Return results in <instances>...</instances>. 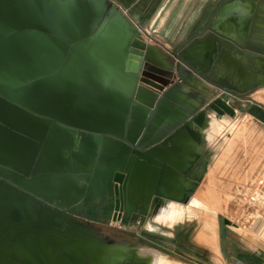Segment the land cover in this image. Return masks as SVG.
Here are the masks:
<instances>
[{
    "label": "water",
    "instance_id": "95a60500",
    "mask_svg": "<svg viewBox=\"0 0 264 264\" xmlns=\"http://www.w3.org/2000/svg\"><path fill=\"white\" fill-rule=\"evenodd\" d=\"M120 4L0 0V264H137L82 219L144 227L158 200L188 204L210 115L238 113L184 98L206 77L192 48L168 60Z\"/></svg>",
    "mask_w": 264,
    "mask_h": 264
},
{
    "label": "crops",
    "instance_id": "0c3cea01",
    "mask_svg": "<svg viewBox=\"0 0 264 264\" xmlns=\"http://www.w3.org/2000/svg\"><path fill=\"white\" fill-rule=\"evenodd\" d=\"M119 1L122 10L147 32L151 43L168 60L192 48L189 62L206 73V77L194 74L185 87L184 98L203 105L226 93L234 104L241 102L245 114L250 115V108L245 110V105L257 102L252 96L264 92V0ZM258 107L264 112V108ZM207 147L204 160L208 156ZM178 206L170 202L160 207L166 225L172 227L180 217L181 213L176 212ZM102 228L104 234L122 246L155 252L172 264H264V242L249 234L220 235V253L203 246L206 244L200 243L199 234L194 239L185 237L194 248L178 253L181 237L175 234L167 236L169 245L159 242L153 249L113 238L107 233L109 227ZM134 240L145 241L141 236H135Z\"/></svg>",
    "mask_w": 264,
    "mask_h": 264
},
{
    "label": "rangeland",
    "instance_id": "374dc122",
    "mask_svg": "<svg viewBox=\"0 0 264 264\" xmlns=\"http://www.w3.org/2000/svg\"><path fill=\"white\" fill-rule=\"evenodd\" d=\"M145 33L147 34V32ZM252 100H256L258 103L253 102V104L244 107L245 110L250 108L249 114L252 117L245 114L242 103L238 101H235L238 110L235 118L220 116L217 113L210 115L212 117L205 129L208 146V156L205 160L207 173L199 183L192 198L196 197L198 192L209 189L206 186L209 184L208 175L211 171L215 172L213 174H215L217 184L211 185L208 197L201 198V196L203 197L201 192L200 204L194 203L192 200L186 205L179 204L176 212H180L181 215L175 220L172 227L163 221L164 218L160 209L144 227H140L138 224L120 228L106 225L112 231L105 232L118 240L131 241L134 246L153 249H156L159 242L169 245L167 236L175 234L181 237L179 241V250L181 251L178 253L194 248L186 241L185 237L194 239L199 234L198 236H201V239L199 238L200 243L206 244L207 246H203L211 249L210 247L213 245L209 244L215 238L218 241L220 235H224L226 232L241 234L240 231L231 228V226L234 227L231 223L229 227L225 226L224 220L236 213L237 209L244 203V198L250 196L255 188H264V186H259V182L264 181V122L260 120L264 118V112L258 107L264 108V92L252 96ZM221 161H223L222 164ZM219 203H222V210L218 208ZM189 206H191L190 210ZM207 207L212 212L206 211L205 208ZM187 211H190L192 215ZM212 224L215 225L209 233L210 236L207 233L203 234L204 228H208ZM212 231H215L216 237ZM135 236H141L145 241L136 242ZM251 236L259 239L253 234ZM209 237L215 238L211 240ZM199 246L200 244L197 247L199 248ZM138 251L141 250L134 253L137 264H172L163 256V259L140 256Z\"/></svg>",
    "mask_w": 264,
    "mask_h": 264
},
{
    "label": "built area",
    "instance_id": "2783aa9c",
    "mask_svg": "<svg viewBox=\"0 0 264 264\" xmlns=\"http://www.w3.org/2000/svg\"><path fill=\"white\" fill-rule=\"evenodd\" d=\"M135 25L140 29L142 35L149 43L153 42L138 23H135ZM259 186H264L263 180L259 182ZM243 201L244 203L237 209L236 213L227 219L234 226H231V228L240 231L241 234H253L259 240L264 241V188H255L252 194L246 196ZM123 216L124 212L121 209L120 211H114L115 219L109 221V226L122 227L123 222L119 218H123ZM82 220L92 225L97 223L93 220Z\"/></svg>",
    "mask_w": 264,
    "mask_h": 264
},
{
    "label": "bare ground",
    "instance_id": "6f19581e",
    "mask_svg": "<svg viewBox=\"0 0 264 264\" xmlns=\"http://www.w3.org/2000/svg\"><path fill=\"white\" fill-rule=\"evenodd\" d=\"M240 5V4H239ZM233 6V5H232ZM231 6V7H232ZM242 7V6H241ZM240 9V8H239ZM238 11V10H237ZM240 13H241V11H240ZM241 15V14H240ZM248 19V18H247ZM264 62V61H263ZM264 67V66H263ZM212 117V116H211ZM211 117L209 118V119H211ZM217 117H219V115H217ZM223 128V127H222ZM221 128V129H222ZM220 133V132H219ZM222 162L223 161H221V164H222ZM218 164V163H217ZM218 166H219V164H218ZM217 167V166H216ZM209 168V167H208ZM215 170V169H214ZM210 173H209V186L207 185L206 187H208L209 189H207V191H201L202 193H203V197L201 196V198H205V197H208V195L210 194V188H211V185H216L217 183V181H216V179H215V174H213V173H215V172H211V171H209ZM207 176V177H208ZM203 188V187H202ZM201 188V189H202ZM199 189H200V187H199ZM201 192L199 193L198 192V194H197V196L196 197H193L191 200L194 202V203H197V204H200V194H201ZM197 193V192H196ZM218 208L220 209V210H222L223 209V206H222V203H219V206H218ZM160 209V208H159ZM205 210L206 211H210V212H212L211 210H209L208 209V207L207 208H205ZM159 211V210H158ZM157 211V212H158ZM212 220H213V218H212ZM211 220V221H212ZM211 224V223H210ZM215 224H212V225H210L208 228L206 227V228H204V230H203V234H205V233H207L208 235H209V233H210V231L212 230V227L214 226ZM212 233H214V235H215V237H216V233H215V231H212ZM206 236V235H205ZM210 236V235H209ZM207 237V236H206ZM215 237H212V238H210L211 240L212 239H214ZM198 238H200L201 239V236H198ZM219 240L217 241V238H215V240H212V242L209 244V245H213L211 248L213 249H215V251L217 252V253H220V249H219ZM138 255H140V256H147V257H151V258H153V257H156L157 259H163V257L162 256H160V255H158V254H156L155 252H152V251H149V250H141V251H138Z\"/></svg>",
    "mask_w": 264,
    "mask_h": 264
},
{
    "label": "flooded vegetation",
    "instance_id": "af4514ba",
    "mask_svg": "<svg viewBox=\"0 0 264 264\" xmlns=\"http://www.w3.org/2000/svg\"><path fill=\"white\" fill-rule=\"evenodd\" d=\"M164 200H158L157 201V205L158 206H162V205H164ZM93 221H95V222H97L96 224H94V225H92L95 229H97L99 232L101 231L102 233H103V228H102V226H104V225H109V221H103V220H93ZM109 231H112V229H108V232Z\"/></svg>",
    "mask_w": 264,
    "mask_h": 264
},
{
    "label": "trees",
    "instance_id": "16d2710c",
    "mask_svg": "<svg viewBox=\"0 0 264 264\" xmlns=\"http://www.w3.org/2000/svg\"><path fill=\"white\" fill-rule=\"evenodd\" d=\"M255 116H256V115H255ZM260 118H261V117H260ZM260 120L264 122V118H261Z\"/></svg>",
    "mask_w": 264,
    "mask_h": 264
}]
</instances>
